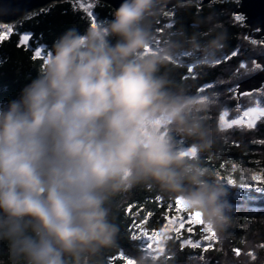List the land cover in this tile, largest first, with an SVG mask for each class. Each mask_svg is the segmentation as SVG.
I'll return each instance as SVG.
<instances>
[{
    "label": "clouds",
    "instance_id": "1",
    "mask_svg": "<svg viewBox=\"0 0 264 264\" xmlns=\"http://www.w3.org/2000/svg\"><path fill=\"white\" fill-rule=\"evenodd\" d=\"M157 14L158 0H121L102 23L67 29L38 74L0 99V264H105L122 251L112 203L141 185L199 212L205 231L225 228L223 181L203 163L222 138L216 94L171 74L194 50L213 62L225 33L161 39ZM170 254L140 246L127 259Z\"/></svg>",
    "mask_w": 264,
    "mask_h": 264
},
{
    "label": "trees",
    "instance_id": "2",
    "mask_svg": "<svg viewBox=\"0 0 264 264\" xmlns=\"http://www.w3.org/2000/svg\"><path fill=\"white\" fill-rule=\"evenodd\" d=\"M196 2L180 3L167 11L158 10L153 28L161 39L171 37L185 42L195 34L202 44L214 37L215 33L210 34V30L216 25H219L216 32L225 33L222 47L216 51L213 62L201 63L205 59L203 51L194 50L190 56L178 58V63L171 66V74L177 83L192 92L216 94L218 107L211 115L220 126L224 109L237 105L240 96L232 88L239 85L244 77L233 81L228 79L241 71L243 62L263 54L264 46L261 44L258 51L256 45L261 43L260 40H254V34L248 37L249 28L245 20L239 22L234 19L240 0H216L204 5L202 0ZM90 4L91 16L76 1L65 0L51 3L13 25L14 31L0 40V99L15 96L38 74L45 58L41 55L36 57L38 49L43 53L50 51L53 42L67 29L75 27L83 32L92 23H102L110 18L114 10L101 1L91 0ZM25 31L32 33L30 45L20 43L21 34ZM217 60L220 62L216 63ZM257 71L259 69L250 75ZM259 94V99L253 102L255 105L264 104V93ZM256 126H237L231 132L221 133L217 147L203 157L204 166L216 172L234 169L231 174L236 186L229 187L221 178L229 205L225 228L221 232L213 231V235L205 231L203 218L199 223H184L182 227L178 223L180 227L176 228L180 229L175 233L170 231L171 237L167 238V250L171 254L166 264H264V192L239 187L243 184L245 169H260L264 174V121ZM112 209L115 222L121 228L122 251L108 254L105 264H128L130 259L127 257L137 255L138 247H148L144 235L154 231L153 235L166 232L169 223L182 213L183 204L177 205L176 199L156 187L141 185L118 196L112 203ZM188 229L193 231V235L188 234ZM134 235L139 239L133 240ZM209 236L212 238H207ZM185 240H192L198 246L192 248L182 243Z\"/></svg>",
    "mask_w": 264,
    "mask_h": 264
},
{
    "label": "rangeland",
    "instance_id": "3",
    "mask_svg": "<svg viewBox=\"0 0 264 264\" xmlns=\"http://www.w3.org/2000/svg\"><path fill=\"white\" fill-rule=\"evenodd\" d=\"M72 1H76L77 3H79V5L82 7V9H84L88 13L91 12L90 11V8L92 6L90 4L91 0H72ZM161 3H165V1H163ZM161 3H159V5ZM172 7H174V6H171L169 8H172ZM166 8H167V5H163L160 7V9H166ZM38 10H40V9H38ZM38 10H35V11H38ZM35 11L29 12L24 18L31 15ZM24 18H22V19H24ZM17 23H19V22L16 21V22H12L10 24H5V25H12L13 26ZM94 23H98V22H94ZM0 24H3V23H0ZM13 31L14 30H12L11 32H13ZM3 34L6 36L9 33H3ZM254 40H258V39H254ZM260 42L261 43H258V45H256V48L258 49V51L261 48V44L264 46V42L262 40H260ZM48 52L49 51H46V53H43L41 51V56L46 57ZM246 54H247V56L250 57V55L248 53H246ZM255 64H257V62L255 61V58H253V59L250 58V60L248 62H243L241 64V65H243V66H241V71L235 72V74H233L234 76H231L230 79H228V81H233V79L239 80V79H242L243 77H244V79L240 80L239 83L241 81H245L246 79H248L249 77H251L252 75H254L255 73L258 72L257 71L255 73H253L252 75H250L256 69ZM261 68H262V66H261ZM246 76H248V77H246ZM232 89H233V91H235L236 95L240 96V98L237 99V105L234 108H232V109L226 108L222 112L221 115H224V120L220 121V127L222 128V133L231 132V131H233L232 129L237 127V126L238 127L239 126H246V127L253 128L257 125L256 127H258V123H261V120L264 121V117L256 118L254 121H252L251 126H249V119L244 116V112H245L244 110L249 109V108H255V107L264 108V104L255 105V103H253L259 99V96H258V95H260L259 93H264V84L258 89H252L251 91H243V92H239V93H238V85L236 87L234 86ZM202 95H206V94H202ZM248 103H250V104L252 103V105L248 106L247 105ZM225 112L227 113V115H225ZM233 121H236V123H233ZM233 170L225 168L223 171L218 172L220 175V178L224 179L227 184H228L229 180L234 182L233 184H228L229 187L236 186L235 178H234L233 174H231ZM248 170H250V171H248V172H246L245 170L243 171L242 181H241L243 184H241V185H244V186L241 187V185H239V187L244 188L246 190H251V191H253V190L261 191L260 189H264V186H263L264 185V178H262L261 180H258V181H253L250 178L251 175H253V174L264 177V174L262 173V171L260 169L258 170V169H250V168ZM189 216L192 217L191 221L189 219H187V217H189ZM190 222H195V213L187 210L183 205L182 213L178 217H175V219H173L169 223V228H167L166 232L156 234V235H151L149 233L144 235L146 240L149 243L148 247L154 246L156 249H159L160 253H164L165 245H166V247L168 246L167 238L171 237L170 231H174V233H175L178 229H180V228H176V226L180 227V224H181V227H182L184 225V223L187 224ZM178 223H180V224H178ZM196 223H199V222H196ZM188 234L193 235V231L192 230L189 231V229H188ZM185 241H188V240H185ZM185 241H183L182 243H186Z\"/></svg>",
    "mask_w": 264,
    "mask_h": 264
},
{
    "label": "water",
    "instance_id": "4",
    "mask_svg": "<svg viewBox=\"0 0 264 264\" xmlns=\"http://www.w3.org/2000/svg\"><path fill=\"white\" fill-rule=\"evenodd\" d=\"M65 0H0V23L10 24L12 22L19 21L24 18L29 12L42 9L51 3L62 2ZM104 2L114 9L119 7L121 0H97ZM165 1V3H161ZM198 1V0H158V10L161 6L167 5V11L169 7L176 4ZM216 0H202V5L208 4ZM159 3H161L159 5ZM197 3V2H196ZM198 4V3H197ZM199 5V6H202ZM237 14H243L245 16V23L249 28V35L254 34V38L262 40L264 42V0H240V6L235 11ZM28 35L29 39L23 41L22 37ZM32 33L25 31L21 34L20 43L24 45H30ZM255 58V61L262 66V68L238 85V90L251 91L252 89H258L264 84V54H261ZM245 109L244 111H247Z\"/></svg>",
    "mask_w": 264,
    "mask_h": 264
},
{
    "label": "snow or ice",
    "instance_id": "5",
    "mask_svg": "<svg viewBox=\"0 0 264 264\" xmlns=\"http://www.w3.org/2000/svg\"><path fill=\"white\" fill-rule=\"evenodd\" d=\"M89 15L91 16L92 13L89 12ZM234 19L236 21L243 22L245 20V16L243 14H235L234 15ZM12 30H13V26L12 25L0 24V40L5 39V35L3 33H10ZM22 39H23V41H27L29 39V36L28 35H24L22 37ZM253 42L255 43V41H253ZM35 55H36V57H39L41 55V50L38 49L36 51V54ZM219 62H220L219 60L216 61V63H219ZM241 66H243V65H241ZM255 68L256 69H260L261 68V65L257 63V64H255ZM225 115H227L226 112H225ZM244 116L249 119V126H251L252 121H254L256 118H258V117H264V108H262V107L249 108L247 111L244 112ZM220 120L221 121L224 120V115H221L220 116ZM233 123H236V121H233ZM245 171L248 172L250 170L245 169ZM250 178L253 181H258V180H261L264 177H261L259 175L253 174V175H251ZM233 183L234 182L231 181V180L228 181V184H233ZM243 186L244 185H241V187H243ZM260 190L261 191H264V189H260ZM237 196L239 197V193L237 194ZM176 204L179 205V204H181V202L177 199L176 200ZM187 219H189L191 221L192 220V217L189 216V217H187ZM201 220H202L201 214L199 212H195V222H201ZM189 231H191V229H189ZM154 232H152L151 235H153ZM207 233H212L214 235L213 230H209V231H207ZM141 235L143 236L144 234L141 233ZM207 238L211 239L212 237L209 236ZM132 239L133 240H137V239H139V237H137V236L134 235V236H132ZM186 243L188 245H190L192 248H196L198 246L197 243L194 242V241H192V240H188V241H186ZM204 251H207V249H204ZM128 264H132V261L129 260Z\"/></svg>",
    "mask_w": 264,
    "mask_h": 264
}]
</instances>
